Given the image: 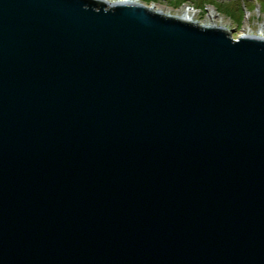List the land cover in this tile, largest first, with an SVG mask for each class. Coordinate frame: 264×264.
I'll list each match as a JSON object with an SVG mask.
<instances>
[{"label": "water", "instance_id": "obj_1", "mask_svg": "<svg viewBox=\"0 0 264 264\" xmlns=\"http://www.w3.org/2000/svg\"><path fill=\"white\" fill-rule=\"evenodd\" d=\"M0 264H264V33L0 0Z\"/></svg>", "mask_w": 264, "mask_h": 264}, {"label": "rangeland", "instance_id": "obj_2", "mask_svg": "<svg viewBox=\"0 0 264 264\" xmlns=\"http://www.w3.org/2000/svg\"><path fill=\"white\" fill-rule=\"evenodd\" d=\"M161 11L226 26L234 39L248 29L264 33V0H134Z\"/></svg>", "mask_w": 264, "mask_h": 264}, {"label": "bare ground", "instance_id": "obj_3", "mask_svg": "<svg viewBox=\"0 0 264 264\" xmlns=\"http://www.w3.org/2000/svg\"><path fill=\"white\" fill-rule=\"evenodd\" d=\"M116 1H126V0H116ZM129 1H132V0H129ZM182 15L192 18V15L190 13H188V12H184V14H182Z\"/></svg>", "mask_w": 264, "mask_h": 264}]
</instances>
